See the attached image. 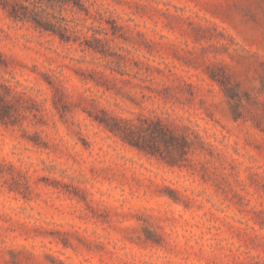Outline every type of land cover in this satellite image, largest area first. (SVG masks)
<instances>
[{
    "label": "rangeland",
    "instance_id": "374dc122",
    "mask_svg": "<svg viewBox=\"0 0 264 264\" xmlns=\"http://www.w3.org/2000/svg\"><path fill=\"white\" fill-rule=\"evenodd\" d=\"M86 4L105 54L0 6V264H264V0ZM110 116L161 120L187 160Z\"/></svg>",
    "mask_w": 264,
    "mask_h": 264
},
{
    "label": "trees",
    "instance_id": "16d2710c",
    "mask_svg": "<svg viewBox=\"0 0 264 264\" xmlns=\"http://www.w3.org/2000/svg\"><path fill=\"white\" fill-rule=\"evenodd\" d=\"M87 0H0L7 16L17 22L30 24L34 29L49 33L65 43H78L83 51L105 54L107 40L94 35L86 36L84 30H93L81 23L79 15H90ZM65 13H70L71 18ZM113 34H116L113 31ZM7 101L0 95V122L11 118ZM99 122L124 142L151 156L160 157L172 166H181L192 148L191 141L178 136L161 120L151 121L148 126L136 125L118 117L99 118ZM166 150L164 155L162 149Z\"/></svg>",
    "mask_w": 264,
    "mask_h": 264
}]
</instances>
